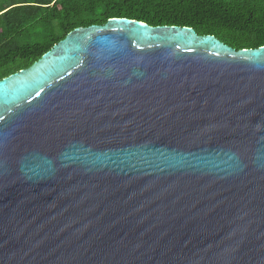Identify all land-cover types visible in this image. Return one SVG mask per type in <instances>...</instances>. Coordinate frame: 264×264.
Returning a JSON list of instances; mask_svg holds the SVG:
<instances>
[{
	"label": "water",
	"instance_id": "1",
	"mask_svg": "<svg viewBox=\"0 0 264 264\" xmlns=\"http://www.w3.org/2000/svg\"><path fill=\"white\" fill-rule=\"evenodd\" d=\"M0 264H264V45L113 17L0 79Z\"/></svg>",
	"mask_w": 264,
	"mask_h": 264
},
{
	"label": "trees",
	"instance_id": "2",
	"mask_svg": "<svg viewBox=\"0 0 264 264\" xmlns=\"http://www.w3.org/2000/svg\"><path fill=\"white\" fill-rule=\"evenodd\" d=\"M113 17L191 27L235 49L264 45V0H0V79L29 67L74 28Z\"/></svg>",
	"mask_w": 264,
	"mask_h": 264
}]
</instances>
